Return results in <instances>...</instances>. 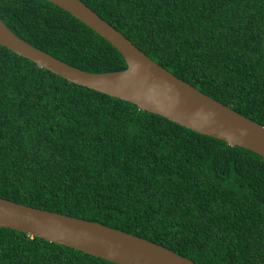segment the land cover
Returning <instances> with one entry per match:
<instances>
[{"label": "trees", "instance_id": "1", "mask_svg": "<svg viewBox=\"0 0 264 264\" xmlns=\"http://www.w3.org/2000/svg\"><path fill=\"white\" fill-rule=\"evenodd\" d=\"M151 59L264 125V0H82ZM17 36L92 72L121 53L48 0H0ZM0 196L95 220L197 264H264V158L0 45ZM0 264H118L0 226Z\"/></svg>", "mask_w": 264, "mask_h": 264}, {"label": "water", "instance_id": "2", "mask_svg": "<svg viewBox=\"0 0 264 264\" xmlns=\"http://www.w3.org/2000/svg\"><path fill=\"white\" fill-rule=\"evenodd\" d=\"M106 39L126 67L92 72L55 57L12 32L0 19V45L39 67L162 115L199 133L239 145L264 158V125L239 113L151 59L82 0H48ZM0 226L80 249L118 264H197L147 238L95 220L30 206L0 196Z\"/></svg>", "mask_w": 264, "mask_h": 264}]
</instances>
